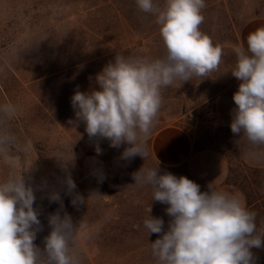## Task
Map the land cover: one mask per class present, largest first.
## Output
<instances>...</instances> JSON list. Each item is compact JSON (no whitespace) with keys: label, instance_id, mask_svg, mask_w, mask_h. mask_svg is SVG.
<instances>
[{"label":"rangeland","instance_id":"1","mask_svg":"<svg viewBox=\"0 0 264 264\" xmlns=\"http://www.w3.org/2000/svg\"><path fill=\"white\" fill-rule=\"evenodd\" d=\"M154 2L163 7L165 0ZM205 4L199 28L222 47L219 69L205 79L178 81L164 89L158 119L145 142L147 158L125 160L121 153L127 144L114 148L107 139L89 138L85 124L75 117L71 97L77 90L98 89L96 74L116 54L163 57L166 48L155 17L140 11L135 0H0V104L17 108L6 125L16 140L9 161L0 154V181L13 171L25 172L34 187V207L43 226L34 241L39 247L50 232L49 214L59 212L79 225L81 264H156L150 243L160 234L148 237L144 221L151 208L150 215L162 218L166 231L167 205L152 201V189L135 184L133 174L160 164L161 173L190 179L185 167H164L152 155L151 138L167 126L188 131L196 151L227 158V178L215 189L242 199L256 212L257 232L264 234V146L247 145L244 151L243 140L230 128L233 94L240 83L231 74L240 30L248 20L264 17V0ZM55 157L69 162L67 172L76 185L71 193ZM231 167L235 173L229 181ZM51 192L60 194L63 207L50 202ZM77 195L84 202L73 205ZM253 252L256 264H264V248Z\"/></svg>","mask_w":264,"mask_h":264},{"label":"clouds","instance_id":"2","mask_svg":"<svg viewBox=\"0 0 264 264\" xmlns=\"http://www.w3.org/2000/svg\"><path fill=\"white\" fill-rule=\"evenodd\" d=\"M135 3L140 11L155 17L166 54L154 59L116 54L96 74L98 89L77 90L71 97L75 117L85 124L89 138L107 139L114 148L127 144L121 153L125 160L137 155L147 158L145 142L163 105V90L178 81L209 77L219 69L223 56L222 47L199 28L205 0H165L163 7L154 0ZM246 45L235 49L231 74L240 83L233 94L236 108L230 128L239 140L259 147L264 146V26L248 33ZM16 115L14 104H0V154L6 161L16 140L6 125ZM96 152H101L98 145ZM56 159L66 172L65 184L71 193L76 185L67 172L69 162ZM24 173L13 171L0 181V264H81L76 249L79 225L68 214H49L50 232L44 237V247L34 243L43 226L39 208L34 207L35 189ZM133 176L135 184L152 189V201L167 205L166 231L164 220L150 215L151 208L144 221L148 237L160 234L150 243L156 264H256L253 249L264 248V234L257 232L256 212L238 196L217 191L212 184L201 191L186 176L161 173L159 165L142 167ZM103 178L101 174L99 179ZM48 198L63 207L58 192L49 193ZM78 201L84 202L77 195L73 205Z\"/></svg>","mask_w":264,"mask_h":264},{"label":"crops","instance_id":"3","mask_svg":"<svg viewBox=\"0 0 264 264\" xmlns=\"http://www.w3.org/2000/svg\"><path fill=\"white\" fill-rule=\"evenodd\" d=\"M264 26V17L248 20L241 28L239 44L246 48L249 32ZM246 151L247 143L241 142ZM150 149L153 157L168 168L185 167L191 180L208 189L219 187L228 175V160L220 153H206L195 150L194 142L188 131L177 126H167L157 131L151 138Z\"/></svg>","mask_w":264,"mask_h":264},{"label":"trees","instance_id":"4","mask_svg":"<svg viewBox=\"0 0 264 264\" xmlns=\"http://www.w3.org/2000/svg\"><path fill=\"white\" fill-rule=\"evenodd\" d=\"M158 164H159V163H158ZM159 165H160V164H159ZM164 167H165V166H164ZM234 173H235L234 167H231V168H230V175H229V178H228L229 181H230L231 178L233 177V174H234ZM253 205H254V203H250V204H249V206H253ZM142 230H143V229H142ZM143 231H144V230H143ZM125 234H126V233H125ZM141 234H142V235H141L142 237L145 236L143 232H142ZM258 234H263V231H262L261 229H259V230H258Z\"/></svg>","mask_w":264,"mask_h":264}]
</instances>
